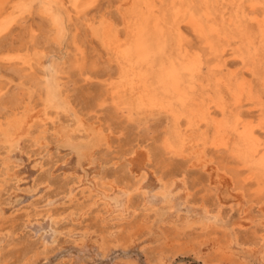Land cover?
<instances>
[{
    "label": "rangeland",
    "instance_id": "374dc122",
    "mask_svg": "<svg viewBox=\"0 0 264 264\" xmlns=\"http://www.w3.org/2000/svg\"><path fill=\"white\" fill-rule=\"evenodd\" d=\"M135 1L88 0L76 11L63 0V38L42 0H8L0 11V264H216L218 244L237 264H264V195L245 182L244 142L230 130L239 101L264 149V0H151L164 24L142 37L149 55L133 68L166 102L157 71L169 65L187 101L173 102L176 115L144 106L141 86L121 76L130 65L103 42L108 28L124 39ZM220 120L226 150L212 144Z\"/></svg>",
    "mask_w": 264,
    "mask_h": 264
},
{
    "label": "bare ground",
    "instance_id": "6f19581e",
    "mask_svg": "<svg viewBox=\"0 0 264 264\" xmlns=\"http://www.w3.org/2000/svg\"><path fill=\"white\" fill-rule=\"evenodd\" d=\"M7 1L8 0H0V11L2 10V9H4V6L6 5V3H7ZM43 2H42V5H43V9H45V11L49 14L50 13V16H51V19H52V22H53V25H54V27H55V29H56V36H57V38H63V36H64V33H65V22H66V20H68L69 19V17H68V19H65V17L67 18V16L66 15H68V13H69V11H68V9L65 7V5H64V2H63V0H42ZM88 0H67V2H68V4L71 6V8L72 9H75L76 11H80V9L84 6V2H87ZM157 1V0H156ZM14 3V2H13ZM154 4H157V3H154ZM255 4H256V2H255ZM260 6V5H259ZM59 8H61V10L63 11V15H61V13H59L60 11H58V9ZM12 13V12H11ZM244 13H245V11H244ZM7 14V13H6ZM9 14H10V12H9ZM15 14V13H14ZM247 15V14H246ZM69 16V15H68ZM7 17V16H6ZM13 18H15V17H13ZM248 18V17H247ZM43 19V18H42ZM7 20V19H6ZM13 20V19H12ZM15 20V19H14ZM121 20V19H120ZM83 21V20H82ZM181 21H182V19H181ZM247 21V20H246ZM248 21H253V22H255V23H257V22H259L258 21V18H257V16H254V17H250L249 18V20ZM4 22V21H3ZM2 22V23H3ZM183 22V21H182ZM15 23V22H14ZM130 26H129V31H127L126 32V35H125V37H124V39L120 36V34H118V33H115V32H113L112 30H110L109 28H108V30L106 29V30H104L105 32H104V34H102V37H103V42H104V44L106 45V47L108 48V50L109 51H111V53H112V55L115 57V59L116 60H118V62L119 63H121V62H128L127 64L128 65H130V67L128 68V70H129V72H128V74H127V72H124L125 70L123 69V68H119V66H121L122 67V65L120 64V65H118V69H120L121 71H123V74H121V76L122 75H124L123 77L126 79V80H124V82L125 83H129L130 84V81H132V79H134V85H133V82H132V90L133 91H135V90H137V88H139L138 86L140 85L141 86V89H142V93H141V99H142V102H143V104H144V106H147V107H152V108H158L159 110H168V111H172V113L173 114H175L176 115V112H174L173 111V109H172V105H173V102H177V104H178V106L180 107V109H182V108H185L186 107V103H187V101H186V95H182V94H179L178 92H177V88H176V86H179L178 84H177V82H176V86H175V88L176 89H174V84H173V79H174V72H173V74H172V77H173V79H171L170 80V78H169V73L171 72V71H169L168 70V74H167V69H170V68H168L169 67V65H168V67H167V69H165V71H166V75H164V72H163V75H164V77L161 75V70L158 72L157 71V73L159 74V77H157V79H158V83H159V85L158 86H160V90L163 92V94H164V96H165V99H166V102H161V100H159V99H157V96L155 95V94H152L148 89H147V85L146 84H148V83H146L147 82V80H146V84L144 83V81H145V79L144 78H142L143 76H141L139 73H138V70L136 71V70H134V68H133V66L134 65H136V63L134 64V61H135V59L137 58L139 61H142L145 57H146V55L148 56L149 54L147 53V48L149 47H145L144 46V42L142 41V37L144 36V35H146V34H151V35H156L157 33H159V31H158V29H159V25L160 24H164V23H162V20H161V18L159 17V15L156 13V10H155V8H154V5H153V3H151V0H142V2H140V1H138V0H136L135 2H133V7H132V12H131V21H130ZM260 23V22H259ZM11 24H12V22H11ZM103 24H104V21H103ZM8 25V24H7ZM115 25V24H114ZM259 25H262L261 23L259 24ZM188 26H190L191 27V29L193 30V32L195 31V32H199V34L203 31V28H202V26L200 25V23H198L197 21H194V20H191V19H189V22H188ZM9 27V26H8ZM109 27V26H108ZM163 27H166V25H163ZM53 28V27H52ZM263 28V27H262ZM54 29V28H53ZM177 35H178V31H180V27H177ZM4 30H5V28H4ZM4 30H3V32H4ZM74 30V29H73ZM158 31V32H157ZM261 31H263L262 29H261ZM118 32H119V30H118ZM195 32H194V34H195ZM2 33V32H1ZM42 33V32H41ZM34 34V33H33ZM124 34H125V32H124ZM67 35V34H66ZM159 36L160 35H158V39H159ZM263 36V35H262ZM178 37V36H177ZM200 37H201V35H200ZM203 38V37H202ZM157 39V40H158ZM178 39V38H177ZM42 40V39H41ZM9 41V40H8ZM19 41V40H18ZM55 42V41H54ZM156 42V41H155ZM181 42H182V40H181ZM205 42H206V40H205ZM177 43H178V41H177ZM27 45V44H26ZM45 47V46H44ZM179 47V46H178ZM28 48V47H27ZM180 48V47H179ZM184 48V47H183ZM150 49H152V48H150ZM153 49H154V47H153ZM185 49V48H184ZM213 49V48H212ZM28 50V49H27ZM35 50V49H34ZM77 50H79V49H77ZM183 50V49H182ZM43 51V50H42ZM54 51V50H53ZM152 51V50H151ZM26 52V51H25ZM79 52V51H78ZM183 52H185L186 53V50L185 51H183ZM19 53V52H18ZM30 53V52H29ZM185 53H184V55H185ZM8 54V53H7ZM172 54V53H171ZM189 54V53H188ZM191 54V53H190ZM28 55H30V54H28ZM27 55V56H28ZM181 55H182V53H181ZM194 55V54H193ZM220 55V54H219ZM152 58H153V55H150ZM216 56V55H215ZM218 56V55H217ZM193 57V56H192ZM219 57V56H218ZM20 58V57H19ZM18 58V59H19ZM23 58H24V56H23ZM16 59V58H15ZM26 60H27V58H25ZM81 59V58H80ZM136 59V60H137ZM149 59V58H148ZM222 59V58H221ZM17 60V59H16ZM24 60V59H23ZM120 60H121V62H120ZM192 60V59H191ZM10 61H11V59H10ZM18 61V60H17ZM150 61V60H149ZM117 63V62H116ZM139 63V62H138ZM145 63V62H144ZM191 63V62H190ZM194 63V62H193ZM197 63V62H196ZM149 64H150V62H149ZM148 64V65H149ZM29 65H30V63H29ZM53 65V64H52ZM125 65V64H124ZM144 65V64H143ZM143 65L141 66V67H143ZM184 65V64H183ZM22 66V65H21ZM54 66V65H53ZM137 66V65H136ZM136 66H134V67H136ZM139 66V65H138ZM137 66V67H138ZM197 66V65H196ZM219 66V65H218ZM23 67V66H22ZM33 67V66H32ZM172 67V66H171ZM197 67H199V66H197ZM196 67V68H197ZM37 68V67H36ZM124 68H125V66H124ZM149 68V71H152V69H150V67H148ZM152 68V67H151ZM224 68V67H223ZM14 69V68H13ZM136 69V68H135ZM143 69V68H142ZM161 69H162V67H161ZM209 69H210V67H209ZM119 70V71H120ZM127 70V71H128ZM146 70V69H145ZM172 70V69H171ZM192 70V69H191ZM190 70V71H191ZM199 70V69H198ZM197 70V71H198ZM201 70V69H200ZM211 70V69H210ZM31 71V70H30ZM118 71V72H119ZM121 71H120V73H121ZM175 71V70H174ZM196 71V72H197ZM222 71V70H221ZM140 72V71H139ZM142 72V71H141ZM176 72V71H175ZM191 72H193V71H191ZM130 73V74H129ZM144 73V72H143ZM146 73V72H145ZM148 73V72H147ZM153 73V72H152ZM152 73H150L151 75H152ZM224 73V72H223ZM149 74V75H150ZM154 74V73H153ZM157 74V75H158ZM170 74V75H171ZM203 74H205V73H203ZM225 74V73H224ZM31 75V74H30ZM148 75V74H147ZM156 75V74H155ZM168 75V76H167ZM223 75V74H222ZM119 76V75H118ZM131 76V77H130ZM153 76V75H152ZM166 76V77H165ZM235 76V75H234ZM123 77H120V78H123ZM168 77V78H167ZM225 77V76H224ZM175 79H177V78H175ZM210 79H212V78H210ZM219 79H221L222 80V78H219ZM151 80V79H150ZM127 81V82H126ZM214 81H215V79H214ZM218 81V80H217ZM224 81V80H223ZM157 82V81H156ZM116 83H118V81L116 82ZM115 83V84H116ZM127 83V84H128ZM209 83V82H208ZM219 83V82H218ZM220 83H221V81H220ZM114 84V85H115ZM153 84V83H152ZM261 84V83H260ZM117 85V84H116ZM154 85V84H153ZM124 86V85H123ZM126 86V85H125ZM148 86H150L149 84H148ZM65 87V86H64ZM118 87H120V86H118ZM116 88V87H115ZM122 88H124V87H122ZM136 88V89H135ZM152 88V90H153V87H151ZM50 89V90H49ZM118 89V88H117ZM127 89H129V87L127 88ZM182 89V88H181ZM114 90H116V89H114ZM119 90V89H118ZM122 91H124V90H122ZM158 91V90H157ZM180 91V90H179ZM125 92V91H124ZM123 92V93H124ZM128 92H129V90H128ZM28 93V92H27ZM55 92H54V90H52V88L51 87H49L48 88V100L49 101H52L53 102V100H54V98H55V94H54ZM120 93V92H119ZM133 93V92H132ZM131 93V94H132ZM157 93H159V91L157 92ZM181 93V92H180ZM121 94V93H120ZM125 94V93H124ZM184 94V93H183ZM123 95V94H122ZM159 96V95H158ZM54 97V98H53ZM124 97V96H123ZM137 99V98H136ZM164 99V100H165ZM245 99V98H244ZM41 100V99H40ZM115 100H117V99H115ZM121 100V99H120ZM122 100H123V98H122ZM188 100V99H187ZM190 100V99H189ZM188 100V101H189ZM107 101V100H106ZM138 101V100H137ZM191 101V100H190ZM196 101V100H195ZM125 103V102H124ZM31 104V103H30ZM126 104V103H125ZM139 104V103H138ZM237 105H239L238 107H237V112L233 115V116H231L232 117V127H230V130L232 131V133H236V134H238L239 135V137L238 138H242L243 139V142H244V147L242 148V149H240V150H238V149H236V151L238 152V155H240L241 157H243V159L245 160V162L248 164L247 166H248V168H249V172L247 173V178L245 179V182H247V181H249V180H256L257 181V185H259V186H261L259 189H260V194L263 196L264 195V149L262 148V146H261V148H260V145L258 144V142H259V139L257 138V136H256V132L254 131L255 130V128H254V126H253V123L256 121V120H254V122H251V117H252V115H250V117H247V118H245V117H243L242 115H241V113H240V111H239V109L240 108H242V105H240L239 104V101H237V103H236ZM109 105V104H108ZM127 105V104H126ZM189 105V104H188ZM194 106V105H193ZM200 106V105H199ZM246 106V105H245ZM47 107V106H46ZM191 107V106H190ZM196 107H198V105L196 106L195 105V109L197 110V108ZM252 107V106H251ZM28 108V107H27ZM187 108V107H186ZM185 108V109H186ZM26 109V108H25ZM24 109V110H25ZM190 109V108H189ZM201 109V108H200ZM221 109V108H220ZM199 110V109H198ZM204 110V109H203ZM31 111V110H30ZM33 111V110H32ZM184 111V110H183ZM192 111V110H191ZM211 107H208L207 108V110H206V112L205 113H202V114H200L199 115V118H198V115L196 114V118H198V119H200V120H206L205 122L206 123H209V122H211V121H213V119L215 118V115H213L214 114V112L213 111H211ZM221 112H220V114L222 115V116H224V111L223 110H220ZM17 112V111H16ZM26 112V111H25ZM56 112V111H55ZM198 112V111H197ZM184 113V112H183ZM187 113V112H186ZM201 113V112H200ZM15 114H17V113H15ZM19 114V113H18ZM180 114H181V112H180ZM179 115V114H178ZM5 116V115H4ZM9 116V115H8ZM192 116V115H191ZM217 116V115H216ZM15 117H16V115H15ZM51 117V116H50ZM72 117V116H71ZM178 117V116H177ZM256 117V116H255ZM2 118V117H1ZM182 118V117H181ZM193 118V117H192ZM8 119V118H7ZM183 119V118H182ZM195 119V118H194ZM257 119V118H256ZM180 120V119H179ZM199 120V121H200ZM208 120H210L209 122H208ZM175 121L177 122L178 121V118H176L175 119ZM4 123V122H3ZM194 123V122H193ZM201 123V122H200ZM255 123H257V122H255ZM194 124H196V123H194ZM211 124H213V127L215 128V130H216V133H215V136H214V139H215V141L212 143L213 144V146L215 147V148H217V149H223V150H226L228 147H229V139H228V137L226 136V135H224L225 133L227 134V131H226V129H225V127H224V125L226 126V123H224L222 120H220V121H218L217 123H214V122H212ZM40 125H42L41 123H40ZM180 125V124H179ZM189 125V124H188ZM188 125H186V126H188ZM191 126V125H190ZM31 127V126H30ZM45 127V126H44ZM257 127V126H256ZM40 128V127H39ZM176 128V127H175ZM260 128H262V127H260ZM182 129H186V128H182ZM201 129V128H200ZM240 130V131H239ZM262 130V129H261ZM35 131V130H34ZM39 131H42V130H39ZM164 132V131H163ZM198 132V131H197ZM180 132H178L177 130H175L174 131V133H172V135L174 136V138L176 139V138H178L177 136H178V134H179ZM188 133V132H187ZM264 133V132H263ZM39 135V134H38ZM187 135V134H186ZM237 135V136H238ZM180 136V135H179ZM182 136H185V135H182ZM195 136V135H194ZM197 136V135H196ZM217 136V137H216ZM52 137V136H51ZM181 137V136H180ZM187 137V136H186ZM193 137V136H192ZM36 139H38V137L36 136L35 137ZM185 138V137H184ZM205 139H207V138H205ZM204 139V140H205ZM241 139V140H242ZM261 139V138H260ZM52 140V139H51ZM179 140V139H178ZM184 141V140H183ZM196 141V140H195ZM211 141V140H210ZM149 142V141H148ZM185 142V141H184ZM199 142V141H198ZM198 142H196V143H198ZM201 142V141H200ZM261 143V142H260ZM41 144V143H40ZM166 144H168V143H166ZM180 144V143H179ZM183 144V143H182ZM192 144H193V142H192ZM206 144V143H205ZM207 144H208V142H207ZM211 144V143H210ZM196 145V144H195ZM167 146V145H166ZM178 146V145H177ZM181 146V145H180ZM193 146V145H192ZM210 145H208V147H209ZM142 147V146H141ZM169 147V146H168ZM183 147V146H182ZM191 147V146H190ZM242 147V146H241ZM140 148V147H139ZM179 148V147H178ZM184 148V147H183ZM206 148V147H205ZM216 149V150H217ZM39 150V149H38ZM183 150V149H182ZM194 150V149H193ZM36 151V150H35ZM170 151V150H169ZM172 151V150H171ZM170 151V152H171ZM200 151V150H199ZM218 151V150H217ZM169 152V153H170ZM173 152H174V150H173ZM172 152V153H173ZM180 152V151H179ZM178 152V153H179ZM190 152H191V150H190ZM214 152V151H213ZM129 153V152H128ZM217 153V152H216ZM30 154V153H29ZM218 154V153H217ZM180 155H184V154H180ZM191 155V154H190ZM35 156V155H34ZM178 157H179V155H177ZM206 156H208V155H206ZM118 157V156H117ZM184 157V156H183ZM195 157V156H194ZM201 157H203V159H205L206 160V158H205V152H204V150L202 151V154H201ZM167 158V157H166ZM169 158V157H168ZM188 160H189V157H186ZM234 158V157H233ZM223 159V158H222ZM213 160V159H212ZM212 160H210V161H208L209 162V164L210 165H213V161ZM198 161V160H197ZM220 161V160H219ZM219 161H216V162H219ZM150 162V161H149ZM224 163V161H221L220 163ZM235 162H236V160H235ZM215 163V162H214ZM147 164H148V162H147ZM239 164V163H238ZM47 165V164H46ZM215 165V164H214ZM127 166V165H126ZM219 166H221L220 164L218 165V169H219ZM223 166H224V164H223ZM147 167H148V165H147ZM205 167V166H204ZM225 167V166H224ZM121 168V167H120ZM125 168V167H124ZM199 168H200V166H199ZM226 168V167H225ZM123 169V168H122ZM217 169V168H216ZM222 169H224V168H222ZM227 169V168H226ZM232 168H230V170H231ZM233 170V169H232ZM242 170V169H241ZM224 171H226V173H228L227 172V170H224ZM239 171V170H238ZM126 172V171H125ZM178 172V171H177ZM233 172V171H232ZM235 172V171H234ZM45 173V172H44ZM183 173V172H182ZM181 173V174H182ZM225 173V172H224ZM225 173V174H226ZM231 173V171L228 173V174H230ZM180 174V175H181ZM234 174V173H233ZM179 175V176H180ZM171 176H172V174H171ZM175 176V175H174ZM234 178H236V179H239V176H236L235 174H234ZM46 177V176H45ZM177 177V176H176ZM44 178V177H43ZM46 178H48V177H46ZM73 178V177H72ZM171 178V177H170ZM169 178V179H170ZM180 178V177H179ZM178 178V179H179ZM181 178H182V176H181ZM40 179V178H39ZM45 179V178H44ZM66 179V178H65ZM174 179V178H173ZM159 180V179H158ZM161 180V179H160ZM183 180V179H182ZM184 181V180H183ZM234 181V180H233ZM38 182V181H37ZM40 182V181H39ZM51 182V181H50ZM73 182V181H72ZM71 182V183H72ZM140 182V181H139ZM138 182V183H139ZM160 182V181H159ZM163 182V181H162ZM167 182V181H166ZM166 182H165V184H166ZM170 182H171V180H170ZM243 182V181H242ZM263 182V183H262ZM132 183V182H131ZM138 183H137V185H138ZM250 183V182H249ZM55 184V183H54ZM67 184V183H66ZM69 184V183H68ZM127 184V183H126ZM128 184H129V182H128ZM127 184V185H128ZM133 184H135V183H133ZM132 184V185H133ZM164 184V185H165ZM236 184V183H235ZM240 184V183H239ZM6 185V184H5ZM8 185V184H7ZM65 185V184H64ZM136 185V186H137ZM171 185V184H170ZM169 185V186H170ZM63 186V185H62ZM66 186V185H65ZM239 186V188H241V186L240 185H238ZM64 187V186H63ZM120 187V186H119ZM168 187V186H167ZM187 187V186H186ZM6 188V187H5ZM130 188H132L131 186H130ZM134 188V187H133ZM171 188V187H170ZM58 189H59V187H58ZM122 190H124L123 188H121ZM169 189V188H168ZM243 189V186H242V188H241V190ZM167 190V189H166ZM195 190V189H194ZM139 191V190H138ZM64 193V192H63ZM134 193V192H133ZM57 194H59V193H57ZM69 194V193H68ZM131 194V193H130ZM136 194V193H135ZM160 194H164V192L162 193V192H160ZM166 195V194H165ZM129 196V195H128ZM190 196V195H189ZM188 196V197H189ZM243 196V195H242ZM88 197V196H87ZM131 197V196H130ZM264 197V196H263ZM187 198V197H186ZM91 199V198H90ZM166 199V198H165ZM188 199V198H187ZM77 201V200H76ZM127 201V200H126ZM165 201V200H164ZM129 203H130V201H129ZM168 203V202H167ZM170 203V202H169ZM126 205V204H125ZM167 205V204H166ZM168 205H170V204H168ZM167 205V206H168ZM108 206V205H107ZM170 206H172V205H170ZM98 207V206H97ZM130 207V206H129ZM149 207V206H148ZM156 207V206H155ZM107 208V207H106ZM154 208V207H153ZM152 208V209H153ZM172 208V207H171ZM158 209H159V207H158ZM165 209H167V208H165ZM164 209V210H165ZM206 209H207V207H206ZM103 211H104V209H102ZM126 210H127V208H126ZM170 211L171 212V210L172 209H167V211ZM77 211V210H76ZM108 211V210H107ZM207 211V210H206ZM65 212V211H64ZM152 212V211H151ZM150 211H149V213H151ZM109 213V212H108ZM145 213H147V212H145ZM156 213H158V212H156ZM118 214V213H117ZM211 214H213V213H211ZM219 214V213H218ZM116 215V214H115ZM119 215V214H118ZM135 215V214H134ZM184 215V214H183ZM124 216V215H123ZM112 217V216H111ZM114 217V216H113ZM120 217V216H119ZM154 217V216H153ZM144 218V217H143ZM156 218H158V217H156ZM184 218V217H183ZM147 219V218H146ZM145 219V220H146ZM181 219V218H180ZM148 220V219H147ZM152 220H153V218H152ZM173 220V219H172ZM171 220V221H172ZM182 220V219H181ZM185 220V219H184ZM124 221V220H123ZM219 221V220H218ZM121 222V221H120ZM170 222V221H169ZM177 222V221H176ZM186 222V221H185ZM204 222V221H203ZM141 223V222H140ZM173 223V222H172ZM183 223V222H182ZM195 223V222H194ZM152 224H153V222H152ZM158 224V223H157ZM156 224V225H157ZM162 224V223H161ZM180 224V223H179ZM150 225V224H149ZM169 225V224H168ZM177 226H178V224H176ZM189 225V224H188ZM194 225V224H193ZM199 225V224H198ZM201 225H202V222H201ZM203 226V225H202ZM210 226V225H209ZM151 227V226H150ZM155 227V226H154ZM190 227V226H189ZM205 227V226H204ZM131 228V227H130ZM156 228V227H155ZM184 228V227H183ZM194 228V227H193ZM200 228V227H199ZM218 228V227H217ZM14 229V228H13ZM71 229V228H70ZM150 229V228H149ZM190 229V228H189ZM202 229H204V228H201V230ZM206 229V228H205ZM139 230V229H138ZM221 230V229H220ZM109 231V230H108ZM12 232V231H11ZM14 232V231H13ZM110 232V231H109ZM113 234V233H112ZM117 234V233H116ZM108 236V235H107ZM114 236V235H113ZM10 237V236H9ZM164 237V236H163ZM235 237V236H234ZM210 238V237H209ZM28 239V238H27ZM110 239V238H109ZM236 239V238H235ZM25 240V239H24ZM30 240V239H29ZM132 240V239H131ZM135 239H133V241H134ZM32 241V240H31ZM122 241V239H119V238H117V239H115V243H119V242H121ZM197 242V241H196ZM203 242V241H202ZM231 243V242H230ZM3 244V243H2ZM1 244V245H2ZM102 244V243H101ZM119 245V244H118ZM203 245V244H202ZM228 245V244H227ZM30 246V245H29ZM46 246V245H45ZM190 246V245H189ZM111 247V246H110ZM118 247V246H117ZM191 247V246H190ZM194 247V246H193ZM28 248V247H27ZM30 248V247H29ZM216 248H217V263L216 264H237L236 263V261H235V259H234V257L232 256V255H230V250H229V246H226V245H224V244H218V245H216ZM124 249V248H123ZM12 250V249H11ZM30 250V249H29ZM193 250V249H192ZM196 250V249H195ZM110 251V250H109ZM264 251V250H263ZM9 253H10V251H9ZM30 253V252H29ZM145 258V257H144ZM196 259H197V257H196ZM6 260V259H5ZM243 262V261H242ZM150 263V262H149ZM263 263V262H262ZM150 264H152V263H150Z\"/></svg>",
    "mask_w": 264,
    "mask_h": 264
}]
</instances>
